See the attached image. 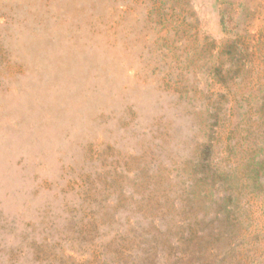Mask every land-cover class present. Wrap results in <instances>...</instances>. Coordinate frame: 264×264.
I'll return each mask as SVG.
<instances>
[{"label": "rangeland", "instance_id": "1", "mask_svg": "<svg viewBox=\"0 0 264 264\" xmlns=\"http://www.w3.org/2000/svg\"><path fill=\"white\" fill-rule=\"evenodd\" d=\"M0 264H264V0H0Z\"/></svg>", "mask_w": 264, "mask_h": 264}]
</instances>
